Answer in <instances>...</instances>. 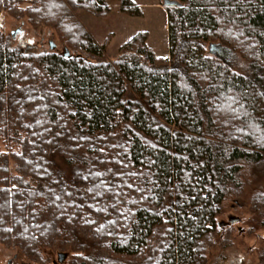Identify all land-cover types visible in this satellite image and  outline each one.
<instances>
[{
  "label": "trees",
  "instance_id": "16d2710c",
  "mask_svg": "<svg viewBox=\"0 0 264 264\" xmlns=\"http://www.w3.org/2000/svg\"><path fill=\"white\" fill-rule=\"evenodd\" d=\"M175 1L169 56L141 31L111 57L113 34L99 44L78 16H107L106 0H0V15L63 46L28 51L0 29L1 243L38 264L47 249L67 264H264V189L251 193L264 174V0ZM121 11L144 15L134 0ZM242 199L243 230L220 222ZM245 235L259 245L226 251Z\"/></svg>",
  "mask_w": 264,
  "mask_h": 264
},
{
  "label": "rangeland",
  "instance_id": "374dc122",
  "mask_svg": "<svg viewBox=\"0 0 264 264\" xmlns=\"http://www.w3.org/2000/svg\"><path fill=\"white\" fill-rule=\"evenodd\" d=\"M123 0H106L110 11L107 16H97L84 11L78 12L79 18L82 20L86 28L96 38L99 44H103L106 38L113 34V38L108 47V55L113 57L117 51L134 35L141 31H146L149 34V44L155 49L160 56H169L170 41L168 28V14L163 4L164 0H134L137 3H143L141 6L144 12L142 17L131 16L124 14L121 11ZM24 6H27L25 4ZM0 29L4 30L7 35H13V40L16 45H20L28 51L53 50L63 51L62 42L59 36L49 27L39 25L34 26L27 21H16L9 16L0 15ZM213 52L230 66L241 72H247L249 64L244 61L240 55L223 44L213 47ZM257 173V172H256ZM260 180L252 185V192L264 189V174L258 172ZM250 195V194H248ZM247 202L242 199L241 202H230L229 208L219 221L227 224L231 220L240 219L236 227L242 229L246 226V221L249 217L245 208ZM242 204V207L237 205ZM235 227L236 231L237 228ZM245 231V229H244ZM260 235H264V230L260 231ZM258 240L255 236H246L243 239L234 242L226 251L235 255L236 252H247L248 247L258 246ZM222 248L213 249L208 255L209 261L213 263L214 259L220 254ZM59 251L53 249L45 250V260L43 264H53V259L57 258ZM18 253L29 262V264H38L30 261L25 255L21 254L16 248H11L0 242V264H17L14 255ZM67 254V253H66ZM233 257V256H232ZM12 259V262L9 260ZM70 256L61 264H67ZM251 264H256V258L253 256ZM22 261V260H21Z\"/></svg>",
  "mask_w": 264,
  "mask_h": 264
},
{
  "label": "water",
  "instance_id": "95a60500",
  "mask_svg": "<svg viewBox=\"0 0 264 264\" xmlns=\"http://www.w3.org/2000/svg\"><path fill=\"white\" fill-rule=\"evenodd\" d=\"M163 4L165 7H172V6H178L179 3L175 0H164L163 1ZM216 45H219V44H216V43H212L210 44L209 46V49H210V53L213 54V55H216L214 52H213V47L216 46ZM54 49V46L52 45V50ZM217 56V55H216ZM241 220L240 219H236V220H231L232 223H237V222H240ZM66 253H60L59 254V257L60 259L62 260L63 256H65Z\"/></svg>",
  "mask_w": 264,
  "mask_h": 264
},
{
  "label": "flooded vegetation",
  "instance_id": "af4514ba",
  "mask_svg": "<svg viewBox=\"0 0 264 264\" xmlns=\"http://www.w3.org/2000/svg\"><path fill=\"white\" fill-rule=\"evenodd\" d=\"M60 253H61V252H58V253H57V258H56V259H53V261H52L53 264H61V263L64 262L65 259H67V258L69 257V255L66 254L65 256H63V258H62V260H61L60 257H59V254H60ZM13 258H15V259L17 260V264H29V262H27V261L24 259V257L21 256V255L18 254V253H16V254L14 255ZM21 260H22V261H21ZM12 261H13L12 259L9 260V262H12Z\"/></svg>",
  "mask_w": 264,
  "mask_h": 264
},
{
  "label": "crops",
  "instance_id": "0c3cea01",
  "mask_svg": "<svg viewBox=\"0 0 264 264\" xmlns=\"http://www.w3.org/2000/svg\"><path fill=\"white\" fill-rule=\"evenodd\" d=\"M140 6H144V4L143 3H138ZM155 50V49H154ZM156 52V51H155Z\"/></svg>",
  "mask_w": 264,
  "mask_h": 264
}]
</instances>
